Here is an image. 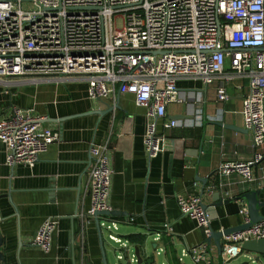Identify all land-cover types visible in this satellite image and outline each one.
I'll list each match as a JSON object with an SVG mask.
<instances>
[{
    "label": "built area",
    "instance_id": "2783aa9c",
    "mask_svg": "<svg viewBox=\"0 0 264 264\" xmlns=\"http://www.w3.org/2000/svg\"><path fill=\"white\" fill-rule=\"evenodd\" d=\"M25 3L34 10L24 9ZM118 19L122 28L117 26ZM227 60L230 71L226 70ZM236 77L249 80L242 113L252 132L255 154L251 160L223 161L218 174L238 173L261 189L264 176L255 177L253 166L264 159V0H0V81H82L93 100L116 97V85L120 84L149 118L143 136L149 162L166 151L167 136L158 131V121L163 120L165 129L186 125L167 115L170 103L189 100L179 90L181 80L206 86L219 80L216 102L221 103L229 99L227 84ZM202 100L200 97L199 102ZM45 119L20 107L9 117L0 115V141L9 166L33 167L58 140V132L44 126ZM91 152L87 184L91 206L80 214L83 251L85 230L95 212L112 209L111 147L108 142L93 144ZM176 199L181 213L201 228L206 238L189 248L188 255L196 264H212L207 243L212 225L201 195H177ZM241 201L242 223H249L248 205ZM58 222L56 217L46 218L33 239L46 254L52 250ZM110 222L111 218H105L100 226L122 244L117 258L128 264L137 262L128 241L112 233L117 222ZM162 228L175 233L169 221ZM157 236L160 240V234ZM259 239H264V219L223 236V264L241 255L250 264H259L252 251L243 247L245 242ZM163 251L162 240L158 254Z\"/></svg>",
    "mask_w": 264,
    "mask_h": 264
},
{
    "label": "crops",
    "instance_id": "0c3cea01",
    "mask_svg": "<svg viewBox=\"0 0 264 264\" xmlns=\"http://www.w3.org/2000/svg\"><path fill=\"white\" fill-rule=\"evenodd\" d=\"M230 69L227 60L226 70ZM10 81L13 82L0 81V115L9 117L15 107L30 109L35 115L46 117L44 126L52 127L59 138L33 167L9 166L5 146L0 141V234L4 238L0 250L5 257L1 264H103L95 218L86 227L84 251L80 239V214L91 206L87 192L91 149L93 144L103 142H108L112 150V208L129 211L130 215H105L100 216V220L116 221L117 228L112 233L138 246L143 263L157 262L156 258L146 257L150 239L156 255L164 258L162 264H185L184 257L190 256L188 249L206 240L203 230L181 213L177 195L203 192L202 201L209 204L213 201L212 193L218 190L229 202L216 207L218 217L211 221L212 227L219 230L242 223L241 197L256 189V184L245 182L238 173L221 177L218 168L223 161L251 160L255 154L252 132L246 128L242 113L249 91L247 78L236 77L228 83L229 99L221 103L216 102L219 80L208 86L181 80L179 90L189 96V100L170 103L167 115L178 116L176 120L186 125L165 129L163 120L158 121V131L167 136L166 151L151 162L143 144L149 118L136 104L134 96L122 90L120 84L116 85V97L93 100L88 97L87 84L82 81L30 83L18 78ZM118 90L121 91L119 108L102 115H76L95 109L105 112L108 107L117 105ZM200 97L203 100L199 102ZM71 115L76 116L62 123L56 120ZM126 121L132 122L131 134L123 133ZM222 122L242 129L225 128L219 124ZM121 140L130 141L121 144ZM179 140H185L187 148L201 149L200 162L183 159L184 149L177 146ZM120 144L124 148L122 152L117 149ZM253 173L255 177L264 176V159L253 166ZM201 178L208 180L205 187ZM261 189L260 199L264 201V187ZM260 212L264 214V207ZM50 216L59 222L53 234L52 250L46 254L33 239ZM129 217L134 220L127 221ZM168 221L174 227V234L162 228ZM133 235L140 236V242H132ZM162 240L164 251L158 254ZM168 244L172 245L173 252ZM215 248L212 241V264H218Z\"/></svg>",
    "mask_w": 264,
    "mask_h": 264
},
{
    "label": "water",
    "instance_id": "95a60500",
    "mask_svg": "<svg viewBox=\"0 0 264 264\" xmlns=\"http://www.w3.org/2000/svg\"><path fill=\"white\" fill-rule=\"evenodd\" d=\"M120 90H118V99H117V105L115 106H110L108 107L107 110H104L105 112H103V110H90L86 113H82V114H76V115H83V114H88V113H97V114H105V113H109L112 112L114 110V108H119V104H118V100H119V95H120ZM76 115H71V116H66V117H61L58 120V122H63L64 120L70 118V117H74ZM172 118L174 119H178V116H173ZM45 122V121H44ZM131 124L132 122L130 121H126L125 122V126L123 127V133L124 134H131ZM220 125L224 126L225 128H232V129H242L239 126H233L230 124H226L224 122L219 123ZM130 140H121V144L123 143H129ZM180 143H177V146L179 148H183L184 149V160H194V161H199L200 162V156L199 153L201 152V149H191V148H187L186 147V143L185 140L181 141L179 140ZM120 144V147L117 148L118 151L122 152L124 151ZM207 145V144H206ZM207 148V147H206ZM204 187L207 185L208 180L201 178ZM262 193V189L256 188V189H251L247 192H245L241 199L246 201L247 205H248V209H249V213H250V222L249 223H241L237 226H233V227H229V228H224L223 231L220 230H215L212 227V235L211 237L207 238V243L209 245V248L211 247V243L212 241H215L216 244V254H217V259H218V264H223V260L221 258V251H222V238L225 235H229L233 232H238V231H242L245 230L247 228H249L252 224L257 223L261 220L264 219V214H262L260 212V209L262 207H264V201H262L260 199V195ZM203 192L201 193V197H202ZM212 199L213 201L209 204H205L203 203V207L204 209L207 211L210 220H214L217 219L218 214H217V210L216 207L220 206L222 204L228 203L229 200H225L223 199V197L221 196V192L220 191H214L212 193ZM125 215L126 217H128L130 215L129 211H119V210H115V209H111V210H105V211H96L94 218H95V222H96V226H97V230L99 233V239H100V246H101V250H102V262L103 264H108V259H107V253H106V249L104 246V238H103V231L102 228L100 226V216H118V215ZM4 243V238L3 236L0 234V248ZM244 249L246 250H250L252 252L257 253L258 255L256 256V260H260V256L264 255V239H259V240H250L244 243L243 245ZM211 251V249L209 250ZM135 255L137 257V263L142 264L143 263V259L140 253V248L138 246H135ZM5 260V257L3 255V253L0 250V264ZM242 264H250L248 261H244Z\"/></svg>",
    "mask_w": 264,
    "mask_h": 264
},
{
    "label": "rangeland",
    "instance_id": "374dc122",
    "mask_svg": "<svg viewBox=\"0 0 264 264\" xmlns=\"http://www.w3.org/2000/svg\"><path fill=\"white\" fill-rule=\"evenodd\" d=\"M24 9L26 10H34V7L30 4V3H25L23 5ZM117 26L119 28H122V21L121 19L117 20ZM104 232V240H105V249L107 252V259H108V264H128L126 259L123 260H119L117 258L118 255H120V253L123 250L122 244L115 242L113 240H111L109 238V231L106 229H103ZM119 233V232H118ZM128 246L130 247V251L132 254H135V246L132 244H128ZM148 252L146 254V257H150L153 259H157L156 263H151V264H162L164 262V258L163 257H159L156 255L155 253V249L153 247V240L150 239L148 244ZM252 255L257 256L258 254L255 252H251ZM145 257V258H146ZM244 261H248V258L245 257L244 255L239 256L238 258L232 260L231 262L227 263V264H242ZM184 262L185 264H196L193 259L191 258V256H186L184 257ZM259 264H264V255L260 256V260L257 261ZM147 262L145 261L142 264H146ZM132 264H139L137 262H133Z\"/></svg>",
    "mask_w": 264,
    "mask_h": 264
},
{
    "label": "trees",
    "instance_id": "16d2710c",
    "mask_svg": "<svg viewBox=\"0 0 264 264\" xmlns=\"http://www.w3.org/2000/svg\"><path fill=\"white\" fill-rule=\"evenodd\" d=\"M140 238V239H139ZM142 238L140 237V236H138V235H133V236H131L130 237V240L132 241V242H140V240H141ZM168 249L170 250V252H173L172 250H174L173 249V247H172V245L171 244H168Z\"/></svg>",
    "mask_w": 264,
    "mask_h": 264
}]
</instances>
